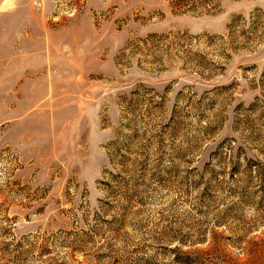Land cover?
Instances as JSON below:
<instances>
[{
	"label": "rangeland",
	"instance_id": "rangeland-1",
	"mask_svg": "<svg viewBox=\"0 0 264 264\" xmlns=\"http://www.w3.org/2000/svg\"><path fill=\"white\" fill-rule=\"evenodd\" d=\"M0 264H264V0H0Z\"/></svg>",
	"mask_w": 264,
	"mask_h": 264
}]
</instances>
